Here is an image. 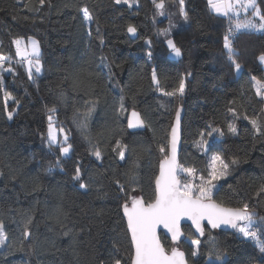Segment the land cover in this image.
<instances>
[{"label":"trees","instance_id":"obj_1","mask_svg":"<svg viewBox=\"0 0 264 264\" xmlns=\"http://www.w3.org/2000/svg\"><path fill=\"white\" fill-rule=\"evenodd\" d=\"M136 1L129 7L115 0H0V55L11 67V72L4 70L8 64L0 68V221L8 236L0 264H114L116 259L131 264L134 250L121 205L134 193L145 201L154 198L164 158L160 148L168 152L181 106V165L206 176L209 157L199 145L200 134L220 129L223 134L208 153L220 154L230 172L213 198L228 207L247 203L259 213L257 219L264 218V133L250 123L255 118L264 125V99L256 95L253 80H264V63L258 60L264 31L235 36L242 66L237 72L223 47L231 21L214 15L208 0H184L187 18L179 0H164L163 17L153 0ZM257 4L264 11V0ZM83 7L91 21L84 20ZM129 25L135 33L127 31ZM30 37L40 42L43 63V72L31 78L13 43ZM170 38L181 49L179 59L169 56ZM181 79L184 93L165 95L178 89ZM4 92L14 98L8 101L12 120L4 111ZM92 105L82 130L78 125ZM133 109L141 113L145 130H129ZM49 116L70 135L68 156L61 155V143L47 141ZM117 141L127 145L124 159ZM77 166L80 181L72 179ZM184 232L181 245L190 264H264L254 241L238 232L206 228L203 239L190 226ZM161 238L170 249L171 241ZM191 239L201 241L197 257L191 256Z\"/></svg>","mask_w":264,"mask_h":264},{"label":"snow or ice","instance_id":"obj_2","mask_svg":"<svg viewBox=\"0 0 264 264\" xmlns=\"http://www.w3.org/2000/svg\"><path fill=\"white\" fill-rule=\"evenodd\" d=\"M43 2L44 0H40L41 4ZM133 2L134 0H115L116 4L129 5V7H131ZM153 3L157 9L164 8V0H159V2L153 0ZM179 3L181 14L187 18V14L184 12V0H179ZM208 4L214 13L228 17L230 21L233 17L236 18L235 24L232 25L230 23L227 33L223 37V47L226 50L229 62L237 72H240L242 66L236 59L239 53L234 48L233 41L235 36L242 31H264V11L258 6L257 0H208ZM249 10L251 11V16L247 15ZM80 11L83 13L85 21L93 19L87 7L81 8ZM241 11L245 13L243 19L239 18ZM254 18H258V20ZM127 31L135 33L136 28L129 25ZM29 39L30 52L22 46L20 39H16L13 43L16 45V55L27 60V72L29 78H31L33 68H35L36 73L41 71V63L38 42L34 39ZM101 43H103V40H101ZM167 45L177 57L181 55V49L176 46L173 40L168 39ZM150 55L151 53H149ZM30 56H34L35 59H30ZM8 59V57L0 55V68H3ZM258 60L264 63V53L258 56ZM4 70L11 72V68ZM253 80L255 81L256 95L264 99V81L256 80L255 77H253ZM153 81H156L155 72L153 73ZM184 91L185 83L181 79L178 89L173 92H165V95L174 96L176 92L182 95ZM10 99L14 98L10 93L4 92V111L8 120H12L14 115L13 111L8 110V101ZM93 110L94 105L89 107L87 113H85V119L79 123L78 127L82 130L86 128V119ZM50 111L54 112L55 109L53 108ZM120 111H124L123 98H121ZM229 111H233V109H229ZM244 118L248 119L246 116ZM180 119V110H177L175 124L171 130L170 153L166 152L163 146L160 148V152L164 153V158L159 164V175L155 177L154 198L151 201H145L142 197L132 196L121 205L123 215L127 219V229L131 234V243L134 246L131 264H188L185 252L181 251L179 247L181 238L184 236L181 221L185 219L191 221L201 236L204 235L205 227L207 226H210L211 229L220 228L222 225L229 226L235 229L242 237L256 241L259 251L264 253V238H262V234H264V218L256 220V213L250 210L247 203L243 204L242 207H226L221 203H217L213 198V190L217 189L214 181H218L228 174L229 163L225 162L220 154H213L208 163L207 175L200 174L198 183L195 182L197 180V169L184 167L178 163L177 144L179 141ZM143 123L140 114L132 111L128 119V128L140 127ZM250 123L257 132L264 133V125H261L257 119H251ZM228 130L235 132L236 128L233 124H229ZM59 132H64V129H59ZM214 132L220 135L223 134L220 129L212 128L206 135L211 137ZM200 136L201 146L206 147L208 141L204 139L205 133H201ZM68 140L69 136L65 134L63 144L59 148L62 156H67L72 149V144L68 143ZM48 143L50 146L59 143L57 134L53 129L51 116H49ZM116 143V150H118L120 158L124 159L127 145H121L120 141ZM93 154L97 159L101 157V152L98 148L93 150ZM236 163V160L231 161V164ZM57 164H59V159ZM181 174H186L183 180L181 179ZM72 179L74 181L81 180L79 166L76 167L75 175ZM117 185L121 192L125 191L124 186L120 185L119 181H117ZM79 187L86 190L88 185L80 183ZM260 191L264 192V186L261 187ZM204 221H207V225L204 224ZM160 227H163L171 234L173 244L170 250L166 249L164 244L161 243L157 232ZM22 235L25 238L30 237L31 234L27 229V225H25ZM7 240L8 236L5 232L4 222L0 221V247H4ZM210 243L213 247L216 246L214 238H210ZM190 245L193 248L191 256L197 257L201 241L199 239H191ZM19 250H22V248ZM217 260H220L219 256H217ZM114 264H121V261L116 259Z\"/></svg>","mask_w":264,"mask_h":264},{"label":"rangeland","instance_id":"obj_3","mask_svg":"<svg viewBox=\"0 0 264 264\" xmlns=\"http://www.w3.org/2000/svg\"><path fill=\"white\" fill-rule=\"evenodd\" d=\"M158 1V0H157ZM159 2V1H158ZM135 4H137V1L136 0H134V2L132 3V5H135ZM131 5V6H132ZM209 9H210V11L212 12V13H214L213 11H212V9L210 8V6H209ZM166 6H165V3H164V8L163 9H159V14L161 15V17H163V16H165L166 15ZM161 13H163V14H161ZM214 15H216V16H218V17H221V18H226V19H228L229 20V18L228 17H224V16H222V15H218V14H216V13H214ZM247 15L248 16H251V11L249 10V12L247 13ZM244 16H245V13L243 12V11H241L240 12V19H243L244 18ZM254 19H257L258 20V18H254ZM175 20V19H174ZM173 20V22L171 23V28L168 30L169 32H170V30L171 31H174V24H175V21ZM235 22H236V18L235 17H233L232 19H231V23H232V25H234L235 24ZM169 32H165L166 34L168 33V35L170 34ZM261 32H263V31H261ZM31 39H34L35 41H37L38 42V45H39V50H40V63H41V70L43 69V64H42V60H41V55H42V48H41V45H40V42L36 39V38H34V37H30ZM171 40H173L172 38H170ZM21 41H22V46L23 47H25V48H27L28 50H29V52H30V50H31V46H30V39L28 38V39H20ZM170 49V48H169ZM181 55H182V53H181ZM181 55L180 56H176L175 55V53H173L172 52V50L170 49V51H169V56L171 57V58H173V59H179L180 57H181ZM22 61H24V62H26V64H27V60H25V59H22L21 57H19ZM30 59H35V57L34 56H30L29 57ZM5 64H8L7 65V69L8 68H11V67H9V62H5ZM28 66V65H27ZM33 69H35V68H33ZM52 124H53V129H54V131L56 132V134H57V138H58V141H59V143H57L56 145H59L60 143L61 144H63V137H64V135L65 134H67L68 136H69V140H68V143H69V141H70V135L67 133V131H65L64 130V132H59V129L60 128H58L57 126H56V124L55 123H53L52 122ZM217 137H220V135H219V133H213L212 134V136L211 137H209V136H206V137H204V139L205 140H207L208 141V144H207V146L206 147H204V146H201V144H200V142H199V145H200V147H201V149H202V151H203V153H205V154H207L208 155V157H209V160H210V157L213 155V154H217V153H208V149H209V146H210V144L214 141V139H216ZM47 141H48V132H47ZM53 146H55V145H53ZM70 153V152H69ZM69 155V154H68ZM67 155V156H68ZM65 157V156H64ZM225 160V159H224ZM225 162H227V163H229L228 161H226L225 160ZM229 165H230V163H229ZM229 172H230V167H229V169H228V174L226 175V176H224L223 178H221L220 180H218V181H214V183L218 186V184L223 180V179H225L228 175H229ZM185 175L186 174H181V179L183 180L184 179V177H185ZM200 175V173L199 172H197V180L195 181V182H199V180H198V176ZM214 191H215V189L213 190V194H214ZM256 220H259V219H257L256 218ZM262 238H264V234H262ZM254 241V240H253ZM254 243L258 246V244L256 243V241H254ZM2 247H0V249H1ZM258 248H259V246H258ZM261 253V252H260ZM261 254H264V253H261Z\"/></svg>","mask_w":264,"mask_h":264},{"label":"water","instance_id":"obj_4","mask_svg":"<svg viewBox=\"0 0 264 264\" xmlns=\"http://www.w3.org/2000/svg\"><path fill=\"white\" fill-rule=\"evenodd\" d=\"M178 110H180V117H181V119H180L179 141H178V144H177V161H178V163L181 165V153H182V147H183V126H182V123H183V118H184V114H185V107L181 106V107L178 108ZM132 111H136L137 113H139V114H140V118L143 120L144 123H143V125L140 126V127L129 128V130H130L131 132H135V131H143V130H145V129H146V123H145V121H144V119H143V117H142V115H141V113H140L139 111H137V110H135V109L131 110L130 113H129L128 119H129V117H130ZM175 118H176V114H175ZM175 118H174V121H173L172 127H173V125L175 124ZM172 127H171V130H172ZM170 140H171V131H170L169 144H168V152H169V153H170ZM158 175H159V173H158ZM132 196L142 197V195L139 194V193H134ZM132 196H131V197H132ZM142 198H143V197H142ZM143 199H144V198H143ZM216 202L219 203L218 201H216ZM224 206H225V205H224ZM226 207H228V206H226ZM122 211H123V210H122ZM251 211H254V212L256 213V217H255V218H257V217L259 216V213H258L257 211H255V210H251ZM124 218H125L126 223H127V219H126L125 216H124ZM204 224L207 225V221H204ZM184 226H190V227H192V229L194 230L196 236L199 237L200 239H203V238L205 237V235H206V228H209V229L212 230V231H226V232H234V233L237 232L235 229H232V228H230L229 226H226V225H222L220 228H217V229H211L210 226H207V227H205V233H204V235L201 236V235L196 231L195 227L192 225V223H191L190 220H186V219H185V220H182V221H181V228H182V231H183V232H184ZM157 232H158V236L160 237V240H161V243H162V244H164L163 241H162V238H161V235H162V234H163L165 237H167V238L171 241V243L173 244V242H172V240H171V234L168 233L166 229H164L163 227H160V228H158ZM129 233H130V232H129ZM130 237H131V234H130ZM185 238H186V235H185V232H184V236L181 238V242L179 243V247H180V250H181V251H184V249L182 248V245H181V244H182V242L185 240ZM164 246H165V245H164ZM166 249H167V248H166ZM133 250H134V246H133ZM169 250H170V249H169ZM184 252H185V251H184ZM133 254H134V253H133ZM185 254H186V252H185ZM186 259L188 260L187 255H186ZM188 264H190L189 261H188Z\"/></svg>","mask_w":264,"mask_h":264},{"label":"crops","instance_id":"obj_5","mask_svg":"<svg viewBox=\"0 0 264 264\" xmlns=\"http://www.w3.org/2000/svg\"><path fill=\"white\" fill-rule=\"evenodd\" d=\"M25 64H26V62H25ZM43 64V63H42ZM27 65V64H26ZM28 67V66H27ZM33 72H35V69H33ZM43 72V69L39 72V74L40 73H42Z\"/></svg>","mask_w":264,"mask_h":264},{"label":"built area","instance_id":"obj_6","mask_svg":"<svg viewBox=\"0 0 264 264\" xmlns=\"http://www.w3.org/2000/svg\"><path fill=\"white\" fill-rule=\"evenodd\" d=\"M262 81H264V80H262Z\"/></svg>","mask_w":264,"mask_h":264}]
</instances>
